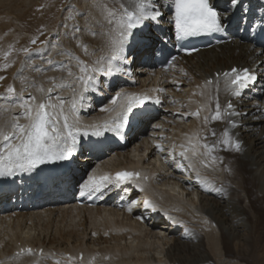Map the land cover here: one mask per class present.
I'll list each match as a JSON object with an SVG mask.
<instances>
[{
  "label": "bare ground",
  "instance_id": "6f19581e",
  "mask_svg": "<svg viewBox=\"0 0 264 264\" xmlns=\"http://www.w3.org/2000/svg\"><path fill=\"white\" fill-rule=\"evenodd\" d=\"M67 1L35 0L34 3L26 0L28 6L33 5L31 2L35 4L26 18H35L37 15V18L39 16L45 21L48 12L54 13L58 4L63 8ZM171 1L155 0L162 13L161 17L158 21H146L139 29H149L161 39L174 37ZM212 1L217 7H222V3H228V0ZM91 3L92 0H73L70 5H75L83 15L77 16L70 24L80 26L81 31L77 33L80 42L87 45L89 51L95 54L91 57L85 56L82 49L77 46L76 40L71 38V28H67L65 32L60 31L59 35L51 36L44 44L40 41L29 46V49L38 50L31 52L29 56L23 51L20 52L19 59L10 56L8 58V62H11L10 67L0 68V76L4 77L0 80V105L9 103L2 98L9 85H12L17 93L24 87L21 79L14 78L17 75L28 77L29 82L43 83L45 88L51 86L48 78L66 76L64 72L52 71L42 62L41 57L49 55L56 61L65 59L55 54L53 44L70 49L88 63L105 54L104 40L100 36L93 37L83 31L86 16L93 25L92 17L100 18L99 13L91 8ZM38 7H41V10L36 11ZM68 8L69 6L65 7L63 18L69 14ZM23 12L25 13V10ZM14 16L18 18V14ZM93 30L97 33L101 31L100 27L95 25ZM65 33L68 35L65 36ZM139 35L144 36L140 31ZM144 37L148 38L149 35ZM125 56L129 60L132 54ZM25 60L29 64L34 62L36 66H42L45 71L38 74L23 66L22 61ZM124 64L119 66L123 69L129 68L131 77L121 72L112 76L97 74L98 90L86 94V99L77 113L80 132L86 129L81 119L105 122L110 116L115 115L101 112L100 108L112 107L110 101L116 92L142 91L144 87H150L149 95L160 101L159 104H154L156 110L152 120L154 129L143 126L146 120L142 119L140 125L132 127L130 131L145 135L148 130L150 135L144 136L141 142H137L136 138L132 139L123 153L116 148L109 149L104 154L91 152L96 162L86 163V159L76 161L74 168L64 180L75 184L83 179L87 180L90 175H111L115 169L141 163L145 172L149 170L146 173L149 182L146 186L122 184L119 187L123 191L132 188L129 197L133 206L131 211L128 208L115 209L111 206L112 201L91 208L77 207L72 203L59 205L53 202L52 206H46L34 213L12 214L0 218V264L37 262L34 257L15 258L10 248L12 239L22 247L27 243L37 248L41 247L45 250V255L54 253L56 258L60 254L66 256L69 251H72V257L78 258V252L81 251L84 253L83 260L77 259L76 264H100V259H108L109 264H264V249L260 251L257 246L258 243L264 242V237L256 235L258 225L255 220L264 215V49L255 44L252 36H246L241 31L229 44L180 57L159 77H156L149 68L142 69V75H135V70L143 67L138 65L137 61L131 67ZM232 66L248 68L255 76L254 80L249 81V88L241 90L240 96H232L225 90L224 76L213 78L214 75L230 70ZM73 70L78 71L75 68ZM209 77L213 78V84L205 86L204 83L201 86L200 83ZM29 93L38 95L35 89L28 88L24 92V97L27 98ZM58 94L71 98L68 90ZM217 99L222 107L231 101L238 115L205 123L204 117L210 115ZM204 105L207 107H203ZM197 108L202 109L199 118L189 115ZM14 112H19V109H14ZM228 119L235 121L237 127H230ZM226 128L229 135L241 143L242 150L236 152L218 145L215 155L222 159V163L212 168H203L196 163L200 178L205 181V184L201 185L195 180L196 172L187 169V161H183L178 155L182 151L180 145H187V138L194 133H199L202 142L214 143L223 139L222 134ZM210 129L215 131V136ZM204 137L207 139L203 140ZM131 151L135 154V163H132L134 158L129 156ZM177 161L184 163L185 170L177 168ZM225 168L228 171H225ZM221 187L227 189V197L222 191L215 190ZM65 197H71L69 191ZM145 200L161 209L164 220L168 216L173 217V223L168 224L164 220L159 223L151 221L152 218L140 209L144 208ZM258 208H261L262 213H258ZM244 215L245 219L249 216L251 219L247 221L242 219ZM64 216L79 221L84 218L80 229L71 233L76 235L73 237L75 243L61 240L69 239L71 234L63 233L57 239L54 235L52 238L49 237L46 234L49 232H43L41 222H50ZM106 230L109 231V235L105 234ZM77 231H81L80 234H76ZM109 238L119 242L117 245L119 248H116L119 251L122 249L123 254L113 253L104 256L105 247L101 245L106 244ZM134 256L136 260L133 259ZM39 264H54V258L41 259Z\"/></svg>",
  "mask_w": 264,
  "mask_h": 264
},
{
  "label": "snow or ice",
  "instance_id": "6c2138e0",
  "mask_svg": "<svg viewBox=\"0 0 264 264\" xmlns=\"http://www.w3.org/2000/svg\"><path fill=\"white\" fill-rule=\"evenodd\" d=\"M238 2L239 0H230L232 6H237ZM172 6L174 7L172 19L175 24L177 40L224 31L222 18L210 4V0H172ZM91 8L99 13L100 18L92 17V20L95 26L100 27L101 31L97 33L93 30L94 25L89 23L87 16L83 31L87 35L100 36L104 40L105 54L88 63L81 60L70 49L53 44L55 54L65 59L56 61L49 55L48 57L42 56V62L46 63L52 71L64 72L66 76L48 78L51 86L45 88L43 83L29 82L28 77L17 75L14 78L21 79L24 87L19 93L12 85H9L5 90L2 98L9 103L0 105V176H11L17 171L32 172L39 165L68 160L76 150L78 143L77 135L80 128L77 113L86 99V94L98 90L97 74L112 76L115 73L123 72L124 69L119 65L127 62L125 51L130 38L134 35V30L141 27L146 21H158L162 15L155 0H92ZM68 13L65 21L74 20L77 16L83 15L75 8V5H69ZM64 27L71 28V38L76 40L77 46L82 49L85 56L91 57L95 54L89 51L87 45L80 42L77 33L81 29L78 24L69 26L65 22ZM67 35L68 33H65V36ZM30 43L36 44L37 41L33 38ZM44 43L45 41H41V44ZM22 51L26 56H29L31 52L38 50L25 47ZM9 55L10 52H3V58L6 61L3 64L4 69L10 67ZM175 59V57L172 58L173 61ZM22 65L38 74L45 71L42 66H36L34 62L29 64L27 60L22 61ZM74 68L78 71H74ZM221 75L226 78L225 90L232 96H240L241 90L248 86L249 81L255 79L248 68L233 67L229 71L219 73L218 77ZM3 79L4 77L0 76V80ZM212 84V80L205 82V86ZM28 88L35 89L38 95L29 93L25 98L24 92ZM64 90L71 93L70 99L58 94ZM209 98L211 99V97ZM150 100L156 104L160 103L158 99L149 95L142 96L127 93L124 90L116 92L110 101L112 107L102 106L100 108L101 112L115 113V115L105 120L102 126L103 131L99 126L91 125L92 134L100 136L104 132L121 133L129 123V115L133 109L143 106ZM203 107H207V105ZM14 109H19V112H14ZM201 110V108H197L189 115L199 118ZM235 115L238 113L234 110L231 101L222 107L217 99L214 109L211 110L210 115L204 117V121L205 123L220 121ZM227 122L230 127H237L235 121L228 119ZM209 131L213 136L216 135L214 130L210 129ZM222 135V140L209 144L202 142L199 133H194L187 138V145H180L182 151L178 155L183 158V161H187V169L196 172L201 185H204L205 181L200 179L196 163L203 168H212L216 164L222 163V159L215 155L218 145L236 152L242 150L241 143L229 135L227 128ZM206 139L207 137L203 138V140ZM177 168L185 170L184 163L177 161ZM224 170L228 171L227 168ZM140 179H147V177H141L139 172L130 171H119L114 176L108 174L90 175L80 185V194L91 197L92 194L99 193L102 196V190L108 186L118 188L128 181L138 183ZM215 190L222 191L225 197L228 195L227 189L223 187ZM143 203L145 209L156 210L155 205L150 201L145 200ZM128 210L131 211V207ZM25 254L36 256L38 258L36 264H39L41 259L47 258H54V264H76L77 260L76 257L64 254H60L56 258L54 253L45 255L42 249L37 252L31 248H21L14 254V257L19 258ZM79 260H83L82 254Z\"/></svg>",
  "mask_w": 264,
  "mask_h": 264
},
{
  "label": "rangeland",
  "instance_id": "374dc122",
  "mask_svg": "<svg viewBox=\"0 0 264 264\" xmlns=\"http://www.w3.org/2000/svg\"><path fill=\"white\" fill-rule=\"evenodd\" d=\"M31 1H33L35 3V0H31ZM42 1H44V0H42ZM33 2H31L33 4L32 6L35 5ZM70 3H73V0H68L66 2V4L63 6V8H60L59 4H58L56 6V10L54 11V13L48 12L49 15L46 17V19L44 21V19H41L39 16H38V18H40V19H38L37 15L35 16V18H30V19L26 18L27 14L30 13V10L33 9L32 6H28L29 3H27L26 0H0V68L6 62L3 58V52L8 51V52H10L9 57L11 56V57L19 59L20 52H22L21 49H23L25 47L29 48V46L31 47L33 44H31L30 41L33 38H35L37 42H40V41L47 42L48 39H50V37L53 36L54 34L59 35L60 31L65 32L67 30V28L62 27L64 25L63 23H65V21H64L65 18H63V16H64L63 14L65 13L64 11L66 10L65 7H68L70 5ZM40 8L41 7H38L36 9V11L41 10ZM24 10H25V13L23 12ZM34 13L35 12H33V14ZM17 14H18V18H16L17 16H14ZM19 14H21V16ZM23 14L26 16H24ZM20 17H22V18H20ZM11 19H12V21H11ZM70 23L72 24V20L70 22H67L68 25ZM61 28H63L64 30ZM258 211H259L258 212L259 214L262 213L261 208H258ZM260 217L258 219H255L257 222V225H258L256 235L260 234L264 237V215H260ZM242 219L247 221V220H250L251 217L249 216L248 218L246 217V219H245V215H244V216H242ZM83 220H84V218H82L80 221L77 219L70 220L69 217L64 216V217H60L57 219H53L50 222L43 221V222H41V224H42L41 226L43 228L44 233L49 232V233H46L49 235V237L51 236V238H52L54 235L57 239H59L58 236H60L63 233L71 234V233L75 232V230H79L80 225L83 222ZM45 224H47V225H45ZM54 224H56V225H54ZM80 232L81 231H77L76 234H80ZM71 235L72 236H70L69 239L68 238H62L61 240H70V242L74 241V243H75V239L73 237H75L76 235H73V234H71ZM110 237L112 238L113 236H110ZM58 243H59V241H58ZM121 243H123V242H121ZM118 244H119V242L117 240L115 241L114 239H110V238L107 239V243L101 245V247H105V255L104 256L113 254L112 252L123 254L122 249H121V251L117 250V248H119V246H117ZM257 246H258L259 250L262 251V249H264V242L258 243ZM95 250H97V249H95ZM68 254L73 256L72 251H69ZM154 256H158V255L154 254ZM135 258L136 257L134 256L133 259H135ZM100 264H109V260L108 259H100Z\"/></svg>",
  "mask_w": 264,
  "mask_h": 264
}]
</instances>
